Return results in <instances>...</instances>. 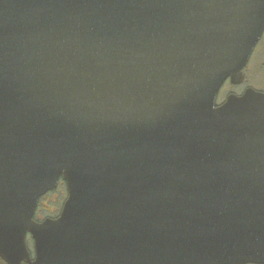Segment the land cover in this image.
I'll list each match as a JSON object with an SVG mask.
<instances>
[{
    "label": "water",
    "instance_id": "95a60500",
    "mask_svg": "<svg viewBox=\"0 0 264 264\" xmlns=\"http://www.w3.org/2000/svg\"><path fill=\"white\" fill-rule=\"evenodd\" d=\"M263 34L264 0H0V259L264 264V92L217 105Z\"/></svg>",
    "mask_w": 264,
    "mask_h": 264
},
{
    "label": "rangeland",
    "instance_id": "374dc122",
    "mask_svg": "<svg viewBox=\"0 0 264 264\" xmlns=\"http://www.w3.org/2000/svg\"><path fill=\"white\" fill-rule=\"evenodd\" d=\"M250 64L252 66L250 67L249 70L247 69L248 70L247 82L249 84L245 83L242 86L233 87L230 85V83H226L219 93L218 103H222L225 97L231 92L236 93V94H242L245 88L248 86H255L258 89L260 87H264V76H263L264 73L262 71L263 68L261 65V64H264V35H263L261 42L258 44V46L256 47L253 53ZM61 192L62 190L59 189L57 192L43 199L42 203L48 206V209H50L49 212L51 214L57 213L60 210L59 208L62 205V201L63 202L65 201L66 195L63 196ZM44 217H46V214L39 215V218L41 219Z\"/></svg>",
    "mask_w": 264,
    "mask_h": 264
},
{
    "label": "trees",
    "instance_id": "16d2710c",
    "mask_svg": "<svg viewBox=\"0 0 264 264\" xmlns=\"http://www.w3.org/2000/svg\"><path fill=\"white\" fill-rule=\"evenodd\" d=\"M262 65V71L264 72V64H261ZM264 76V75H263ZM263 85V84H262ZM263 91H264V87H260ZM62 187H63V189H62ZM60 190H62V192H61V194L63 195V196H65L66 195V192H65V185L63 184V186H62V184L60 185V188H59ZM41 214H43V215H45L46 214V216H48V217H56L58 214H51L50 212H49V210H46V211H42L41 212ZM37 215H39V212L37 213ZM39 217V216H38ZM28 245H29V247H31L32 246V242H31V239L29 238L28 239ZM0 264H5L1 259H0Z\"/></svg>",
    "mask_w": 264,
    "mask_h": 264
},
{
    "label": "flooded vegetation",
    "instance_id": "af4514ba",
    "mask_svg": "<svg viewBox=\"0 0 264 264\" xmlns=\"http://www.w3.org/2000/svg\"><path fill=\"white\" fill-rule=\"evenodd\" d=\"M65 187H66V186H65ZM42 205H43L44 208L48 207V206H46L44 203H42ZM39 208H40V205H39ZM39 208H38V209H39Z\"/></svg>",
    "mask_w": 264,
    "mask_h": 264
}]
</instances>
